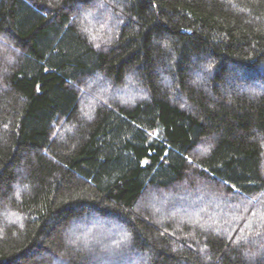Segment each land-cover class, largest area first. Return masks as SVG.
<instances>
[{
  "label": "trees",
  "instance_id": "trees-1",
  "mask_svg": "<svg viewBox=\"0 0 264 264\" xmlns=\"http://www.w3.org/2000/svg\"><path fill=\"white\" fill-rule=\"evenodd\" d=\"M0 264H264V0H0Z\"/></svg>",
  "mask_w": 264,
  "mask_h": 264
},
{
  "label": "rangeland",
  "instance_id": "rangeland-1",
  "mask_svg": "<svg viewBox=\"0 0 264 264\" xmlns=\"http://www.w3.org/2000/svg\"><path fill=\"white\" fill-rule=\"evenodd\" d=\"M97 79V78H96ZM131 84V86L129 87H126L127 89H126V91H125V93L123 92V91H121V90H115V89H113V88H111L109 85H107V83H101V80L100 79H98V80H91V79H89V80H87V82H86V88H84V91L82 92V100L84 99V98H86V100H87V104L85 105L86 106V108L88 109L87 111H90L91 110V108L93 107V105H95L96 103H97V101L98 100H100V99H102L104 96H108V95H110V94H112V95H114V96H117L118 98L120 97V98H122V99H124V100H126L127 98H131L130 100H132L133 99V95H132V97H131V93H132V90L130 89L131 87H133L134 86V84L133 83H130ZM96 86V89H94V86ZM93 86V87H92ZM97 100V101H96ZM187 193V192H186ZM188 194V193H187ZM197 203V201L194 203V204H192L193 206L195 205ZM197 207H198V205H196ZM200 210V209H199ZM198 210V211H199ZM224 210H225V207L224 208H219V213H223V217H227V216H229L228 214H225V212H224ZM197 211V212H198ZM201 211H203L204 212V214L206 215V213H208V214H210L211 216H214V217H216L217 218V214H215L213 211H211V210H207V209H205V210H203V209H201ZM197 212H194V213H191V214H188L187 216L185 215L184 217H186V219L188 220V218H190V219H192V221H199V222H202V220H201V218H199L195 213H197ZM180 214V213H179ZM218 222V221H217ZM224 222H227V220L225 219V220H223L222 222H220V223H224ZM73 231V230H72ZM91 233V231H88L86 234L87 235H90L89 237H87V238H84L86 241H90L91 240V242L93 243V244H95V245H100V246H102L103 245V243L105 242L106 243V245L107 244H111L110 242H112L113 241V238H112V236H111V233H107L105 230H101L100 231V233H98V234H94V235H92V234H90ZM74 234H75V232H74ZM81 238H83V237H81ZM108 241V242H107ZM105 245V244H104ZM108 247H109V245H108Z\"/></svg>",
  "mask_w": 264,
  "mask_h": 264
},
{
  "label": "water",
  "instance_id": "water-1",
  "mask_svg": "<svg viewBox=\"0 0 264 264\" xmlns=\"http://www.w3.org/2000/svg\"><path fill=\"white\" fill-rule=\"evenodd\" d=\"M146 162L144 161L143 164H145Z\"/></svg>",
  "mask_w": 264,
  "mask_h": 264
}]
</instances>
